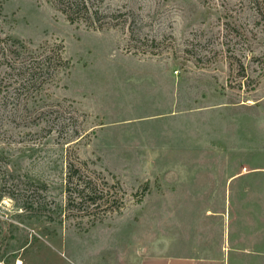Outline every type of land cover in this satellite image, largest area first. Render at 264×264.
<instances>
[{"label": "rangeland", "instance_id": "rangeland-1", "mask_svg": "<svg viewBox=\"0 0 264 264\" xmlns=\"http://www.w3.org/2000/svg\"><path fill=\"white\" fill-rule=\"evenodd\" d=\"M239 1L104 0L122 17L94 29L48 0H0L2 33L61 43L70 62L39 96L57 127L4 126L9 170L48 185L55 220L4 197L0 264H67L73 240L102 232L163 248L170 229L198 238L228 209L231 221L264 227V34L244 30L247 12L224 17ZM239 23L243 35L227 32ZM69 161L104 179L123 208L68 209Z\"/></svg>", "mask_w": 264, "mask_h": 264}, {"label": "trees", "instance_id": "trees-1", "mask_svg": "<svg viewBox=\"0 0 264 264\" xmlns=\"http://www.w3.org/2000/svg\"><path fill=\"white\" fill-rule=\"evenodd\" d=\"M48 1L70 23H83L88 28L102 29L115 25L122 17L120 12H105L102 6L104 0ZM241 12H247V18H244L247 26L243 27L251 34L250 37L253 34L255 37L256 34H264V0H240L238 4L226 7L224 17L235 22L237 14L240 15ZM240 28L239 23L226 29L227 32L234 31V35L238 37L244 34ZM69 64L61 43H44L31 47L29 43L0 31V143L6 141L4 126L9 119L20 124L29 123L27 121L37 122V125L43 123L47 132L58 125L54 118L47 119L51 115L43 120L50 111L45 110L46 106L39 102V96L59 73L69 68ZM61 128L63 125L57 129L61 131ZM8 165V156L0 148V201L4 197L11 198L24 208L29 206L40 214L47 213L44 215L48 221L55 220V202L49 199L48 185L35 182L21 173H14L9 170ZM65 194V206L68 209L76 207L87 211L89 215L100 209L119 212L124 204V197L115 196L112 187L104 179L80 168L73 161L67 163ZM97 217L99 218L94 214V219H101V215Z\"/></svg>", "mask_w": 264, "mask_h": 264}, {"label": "crops", "instance_id": "crops-1", "mask_svg": "<svg viewBox=\"0 0 264 264\" xmlns=\"http://www.w3.org/2000/svg\"><path fill=\"white\" fill-rule=\"evenodd\" d=\"M225 218L222 223L204 222L201 229L206 231L198 238L189 230L177 237L170 229L163 248H148L137 241L132 246L120 234L104 232L78 238L68 248L67 264H264V227L231 221L229 209ZM250 228H260L258 237L251 234Z\"/></svg>", "mask_w": 264, "mask_h": 264}]
</instances>
